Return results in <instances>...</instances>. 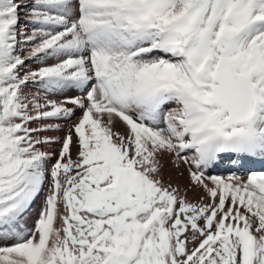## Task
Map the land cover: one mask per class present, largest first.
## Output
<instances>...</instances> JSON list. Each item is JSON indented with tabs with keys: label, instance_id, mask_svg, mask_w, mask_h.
I'll return each instance as SVG.
<instances>
[{
	"label": "snow or ice",
	"instance_id": "obj_1",
	"mask_svg": "<svg viewBox=\"0 0 264 264\" xmlns=\"http://www.w3.org/2000/svg\"><path fill=\"white\" fill-rule=\"evenodd\" d=\"M257 157L264 0H0V264H264Z\"/></svg>",
	"mask_w": 264,
	"mask_h": 264
},
{
	"label": "rangeland",
	"instance_id": "obj_2",
	"mask_svg": "<svg viewBox=\"0 0 264 264\" xmlns=\"http://www.w3.org/2000/svg\"><path fill=\"white\" fill-rule=\"evenodd\" d=\"M24 2H27V0H24ZM26 11H27V9H24L21 12V23H20L19 27L22 29H30L31 28V25L25 23L24 13ZM28 67L36 68L37 64L29 63ZM29 87H31V86H29ZM65 95L70 96L71 91L65 93ZM79 115H80V112L78 110L76 113V117H79ZM76 117H73V121L76 119ZM73 121H68V122L61 121L60 122L62 125L61 130L43 133V135L56 137V138H58V140L62 141L64 136L67 134V128L69 127V125ZM56 135H58V136H56ZM60 147H61L60 143H55V144L44 146L43 150H46L49 153H51V159L48 161L49 166H51V164L55 163V160L57 159V154L60 150ZM73 156H75V152L73 153ZM167 157L168 156L165 155L163 158V165L164 166L162 168V173H161L164 183L165 184L171 183L174 186H179L181 189L186 188L189 184L187 166L181 164L179 167H176L172 163V158L169 157L167 159ZM225 161H227V160H224V162ZM249 161H246V163H245L246 165L244 166V168H241V169H232L230 164H226L222 161L215 169H213L212 171L210 170V171H211V174L225 175L231 170V171H236L242 175H247L249 169L257 170V171L264 170V165H263L264 159L257 157L255 159H252ZM164 168L166 169V171ZM47 190H48V183L46 182L44 192L41 193L40 198H38L35 201V203L31 207V209L25 215L24 219H25L26 223L28 224V226H31L33 224V222L35 221V219L37 218L38 212H39L41 205L43 203L44 195L47 192ZM199 195H200V193L198 190H193V191L188 192L189 199H196V198H198ZM57 226H59V221L57 222Z\"/></svg>",
	"mask_w": 264,
	"mask_h": 264
},
{
	"label": "bare ground",
	"instance_id": "obj_3",
	"mask_svg": "<svg viewBox=\"0 0 264 264\" xmlns=\"http://www.w3.org/2000/svg\"><path fill=\"white\" fill-rule=\"evenodd\" d=\"M38 66V65H37ZM79 94L78 92H76L75 90H73V91H71V95H77V94ZM70 95V96H71ZM115 130H119V131H121V132H124V131H126V128L120 123V122H117V124H116V126H115ZM56 136H58V135H56ZM74 152H76V148H75V145H73V153ZM164 158V157H163ZM169 157H167V159H168ZM224 162V161H223ZM250 162V161H249ZM249 164V163H248ZM261 164V163H260ZM246 165V164H245ZM220 168V167H219ZM165 169V168H164ZM165 171H166V169H165ZM212 171V170H211Z\"/></svg>",
	"mask_w": 264,
	"mask_h": 264
}]
</instances>
